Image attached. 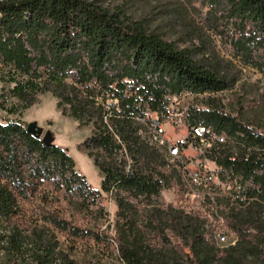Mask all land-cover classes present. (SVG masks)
I'll return each instance as SVG.
<instances>
[{
  "label": "trees",
  "instance_id": "obj_1",
  "mask_svg": "<svg viewBox=\"0 0 264 264\" xmlns=\"http://www.w3.org/2000/svg\"><path fill=\"white\" fill-rule=\"evenodd\" d=\"M183 1L207 10L205 27L233 58L264 72V0ZM0 80L8 115L51 94L62 115L92 127L82 149L104 175L94 189L65 149L21 120L0 122V264H264V128L221 110L217 95L236 80L205 56L94 2L0 0ZM183 95L211 97L187 121L226 138L209 154L230 183L206 197L212 219L162 201L185 179L150 144L152 120Z\"/></svg>",
  "mask_w": 264,
  "mask_h": 264
},
{
  "label": "rangeland",
  "instance_id": "obj_2",
  "mask_svg": "<svg viewBox=\"0 0 264 264\" xmlns=\"http://www.w3.org/2000/svg\"><path fill=\"white\" fill-rule=\"evenodd\" d=\"M97 3L111 12L123 11L135 21H142L153 33L160 35L167 41L174 42L181 48H188L194 52L197 59L205 58L213 62L220 72L236 83L231 90L217 95L216 103L220 104L225 114L239 117L242 122L256 129L264 128V72L245 66L233 58L224 47L221 38L205 27L206 9L190 6L183 0H86ZM4 84L0 80V91ZM212 98L208 95H183L177 100L172 99L169 109L187 120L189 109L208 110ZM111 103V102H110ZM109 103V104H110ZM108 104V105H109ZM114 104V103H113ZM21 120L26 125L37 122L43 129V136L48 133L54 138V144L65 149L75 160L77 171L96 190H102L103 173L82 149V144L92 135L93 128L83 126L79 121L62 115L58 108V100L51 94L41 96L39 102L21 116L8 115L0 110V122ZM163 125L171 129L168 122L162 120ZM264 134V129H263ZM201 148L209 150L212 144L204 141ZM188 154V153H187ZM193 161L189 163V170L194 171L201 163L207 167H214L215 163L209 157L190 152ZM170 160V159H169ZM168 168H177L176 162L170 160ZM229 182L217 180V186L222 191L227 189ZM103 203L109 213L110 222H116L117 206L111 196L102 192ZM162 201L166 205L186 211H198L212 219L216 211L214 204L209 203L206 194L201 189L193 192L188 187L176 185L164 190ZM222 219L216 222L222 227ZM233 236L229 235L230 240Z\"/></svg>",
  "mask_w": 264,
  "mask_h": 264
},
{
  "label": "built area",
  "instance_id": "obj_3",
  "mask_svg": "<svg viewBox=\"0 0 264 264\" xmlns=\"http://www.w3.org/2000/svg\"><path fill=\"white\" fill-rule=\"evenodd\" d=\"M178 98L177 96L172 97L171 101ZM163 119L168 122L171 129L163 125ZM152 123V133L149 138L150 144L159 149L165 157L167 149L171 148L172 145H186L188 147L187 156L181 159L180 163H176L177 169L183 173L185 186L192 192L196 189H201L205 192L206 197H210L213 200L217 195L216 165L207 167L201 163L194 171H190L188 165L193 161V157L189 153L193 152L200 156H205L208 152L210 154L214 146L226 141L225 136L216 133L209 127L189 123L186 119L181 120L169 108L168 114L165 116L155 115ZM204 141L212 144V148L209 150L201 148V143ZM221 240H224V238H221Z\"/></svg>",
  "mask_w": 264,
  "mask_h": 264
},
{
  "label": "bare ground",
  "instance_id": "obj_4",
  "mask_svg": "<svg viewBox=\"0 0 264 264\" xmlns=\"http://www.w3.org/2000/svg\"><path fill=\"white\" fill-rule=\"evenodd\" d=\"M188 147L186 145H172L166 151V158L174 160L176 163H180L181 159L187 156Z\"/></svg>",
  "mask_w": 264,
  "mask_h": 264
},
{
  "label": "water",
  "instance_id": "obj_5",
  "mask_svg": "<svg viewBox=\"0 0 264 264\" xmlns=\"http://www.w3.org/2000/svg\"><path fill=\"white\" fill-rule=\"evenodd\" d=\"M27 131L30 134L41 138L42 142L45 145H53L54 144V138L50 134L46 133L43 136V129L37 124V122H32V123L28 124Z\"/></svg>",
  "mask_w": 264,
  "mask_h": 264
}]
</instances>
